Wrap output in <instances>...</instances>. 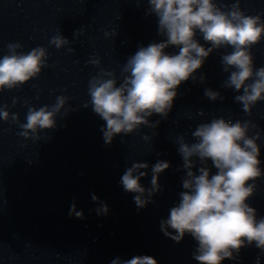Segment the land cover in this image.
Here are the masks:
<instances>
[{
  "label": "clouds",
  "instance_id": "clouds-1",
  "mask_svg": "<svg viewBox=\"0 0 264 264\" xmlns=\"http://www.w3.org/2000/svg\"><path fill=\"white\" fill-rule=\"evenodd\" d=\"M241 2L147 0L146 15L157 17L158 35L165 39L146 47L140 46L134 55L128 57L119 82L114 71L105 69L89 80L90 106L106 122L101 132L107 145H111L115 136H127L141 126L158 127L160 121L152 122L149 118L159 115L166 119L179 86L194 80L207 58L221 48L232 49L220 56L222 71L228 74L222 86L240 93L234 96V102L242 105L246 115H251L253 107L264 101V66H255L251 51L264 40V13L248 14L241 8ZM197 33L210 46L201 44L196 38ZM70 43L60 33L49 40L57 50ZM6 47L7 53L0 57V93L5 89L21 88L50 67L48 50L44 46L27 52L18 51L23 48L20 42L8 43ZM169 47L177 48L178 52L167 53L165 49ZM68 51L74 53L75 49L69 47ZM87 63L98 67L101 61L93 57ZM205 79L201 74L200 83ZM204 95L213 102L223 99L220 92L211 88H206ZM17 103L18 98L13 97L12 105ZM67 103L68 97L59 95L52 105L28 106L25 123L20 122L18 113L8 110V105L0 104V121L17 125L21 129L17 134L25 139L40 140L42 131L57 128V116L65 110ZM69 113L65 112V115ZM197 115H203V111ZM257 128L258 125L251 120L233 122L218 117L196 126L191 133L194 142H187L184 135L176 138L186 170L182 180L184 191L179 194L178 204L170 209L168 218L161 220L160 228L176 243H180L186 234L192 236L198 245L193 259L199 264H222L226 259H235V254L247 246L254 245L264 253V217L257 218V210L248 202L257 190L256 181L264 177L258 144L261 133L255 131L250 135ZM143 138L152 140L148 135ZM197 161L198 174L193 171ZM208 161L217 170L215 174L211 173ZM148 167L147 163L133 162L120 181L124 191L136 194L133 199L138 209L153 202L152 197L160 191L159 176L170 167V163L158 160L152 166L151 187L145 189L140 180L147 176V172L141 170ZM92 199L99 200L95 194ZM101 204L96 212L106 215L108 206L104 202ZM69 215L84 219L83 212L76 211L75 203ZM111 264L158 262L145 255L123 261L117 257Z\"/></svg>",
  "mask_w": 264,
  "mask_h": 264
}]
</instances>
